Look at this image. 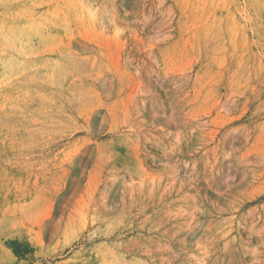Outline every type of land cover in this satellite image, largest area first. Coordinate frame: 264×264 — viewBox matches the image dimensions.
<instances>
[{"label":"rangeland","instance_id":"1","mask_svg":"<svg viewBox=\"0 0 264 264\" xmlns=\"http://www.w3.org/2000/svg\"><path fill=\"white\" fill-rule=\"evenodd\" d=\"M0 264H264V0H0Z\"/></svg>","mask_w":264,"mask_h":264}]
</instances>
